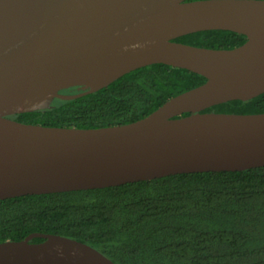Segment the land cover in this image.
Here are the masks:
<instances>
[{"label": "water", "instance_id": "1", "mask_svg": "<svg viewBox=\"0 0 264 264\" xmlns=\"http://www.w3.org/2000/svg\"><path fill=\"white\" fill-rule=\"evenodd\" d=\"M204 30L247 40L234 48L174 40ZM155 63L206 81L126 124L52 127L9 117ZM71 87L78 92L59 93ZM261 93L264 0H0V199L264 166V112H204ZM0 264L116 263L85 242L33 233L1 242Z\"/></svg>", "mask_w": 264, "mask_h": 264}, {"label": "trees", "instance_id": "2", "mask_svg": "<svg viewBox=\"0 0 264 264\" xmlns=\"http://www.w3.org/2000/svg\"><path fill=\"white\" fill-rule=\"evenodd\" d=\"M174 40L234 48L247 37L229 30H204ZM205 81L201 74L155 63L97 91L71 99L56 97L49 108L9 117L52 127L126 124ZM76 92V87L59 91ZM204 112L261 113L264 93L219 103ZM33 233L85 242L116 264H264V166L0 199V243Z\"/></svg>", "mask_w": 264, "mask_h": 264}]
</instances>
